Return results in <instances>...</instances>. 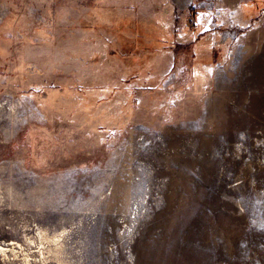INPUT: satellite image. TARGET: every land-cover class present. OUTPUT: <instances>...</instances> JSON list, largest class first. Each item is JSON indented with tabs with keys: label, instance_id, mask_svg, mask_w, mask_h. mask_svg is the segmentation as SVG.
<instances>
[{
	"label": "rangeland",
	"instance_id": "1",
	"mask_svg": "<svg viewBox=\"0 0 264 264\" xmlns=\"http://www.w3.org/2000/svg\"><path fill=\"white\" fill-rule=\"evenodd\" d=\"M0 264H264V0H0Z\"/></svg>",
	"mask_w": 264,
	"mask_h": 264
},
{
	"label": "crops",
	"instance_id": "2",
	"mask_svg": "<svg viewBox=\"0 0 264 264\" xmlns=\"http://www.w3.org/2000/svg\"><path fill=\"white\" fill-rule=\"evenodd\" d=\"M191 0H176L177 4H183L184 2H190Z\"/></svg>",
	"mask_w": 264,
	"mask_h": 264
},
{
	"label": "trees",
	"instance_id": "3",
	"mask_svg": "<svg viewBox=\"0 0 264 264\" xmlns=\"http://www.w3.org/2000/svg\"><path fill=\"white\" fill-rule=\"evenodd\" d=\"M199 34L202 36V35H204L205 33H204V31H203V32H201V33H199ZM201 36H200V37H201Z\"/></svg>",
	"mask_w": 264,
	"mask_h": 264
},
{
	"label": "bare ground",
	"instance_id": "4",
	"mask_svg": "<svg viewBox=\"0 0 264 264\" xmlns=\"http://www.w3.org/2000/svg\"><path fill=\"white\" fill-rule=\"evenodd\" d=\"M262 84V83H261ZM262 87V86H261ZM262 96V95H261ZM242 98V97H241ZM244 116V115H243Z\"/></svg>",
	"mask_w": 264,
	"mask_h": 264
}]
</instances>
